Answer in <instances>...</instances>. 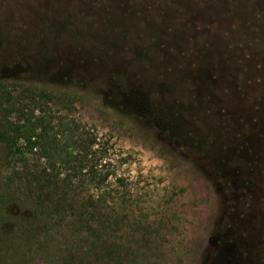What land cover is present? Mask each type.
I'll return each mask as SVG.
<instances>
[{
  "label": "rangeland",
  "instance_id": "1",
  "mask_svg": "<svg viewBox=\"0 0 264 264\" xmlns=\"http://www.w3.org/2000/svg\"><path fill=\"white\" fill-rule=\"evenodd\" d=\"M191 2L0 0V79L109 144L136 264H264V0Z\"/></svg>",
  "mask_w": 264,
  "mask_h": 264
},
{
  "label": "trees",
  "instance_id": "2",
  "mask_svg": "<svg viewBox=\"0 0 264 264\" xmlns=\"http://www.w3.org/2000/svg\"><path fill=\"white\" fill-rule=\"evenodd\" d=\"M165 1L174 10L166 13L194 11L191 0ZM207 45L221 53L213 43ZM220 57L218 65L216 60L209 67L207 79L217 81ZM4 80L0 264L35 259L46 264H136L139 256L125 248L124 239L145 234L152 223L150 217L147 225L134 217L139 205L135 190L114 171L109 144L82 121H45L53 93L39 89L14 95ZM149 258L147 264H156Z\"/></svg>",
  "mask_w": 264,
  "mask_h": 264
}]
</instances>
